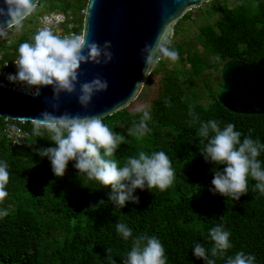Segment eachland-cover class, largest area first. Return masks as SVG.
<instances>
[{
  "label": "trees",
  "instance_id": "16d2710c",
  "mask_svg": "<svg viewBox=\"0 0 264 264\" xmlns=\"http://www.w3.org/2000/svg\"><path fill=\"white\" fill-rule=\"evenodd\" d=\"M86 4L87 0H40L35 13L61 14L81 34V12ZM218 11L220 18L214 24L198 27L193 46L175 41L180 23L190 15L175 24L170 45L179 52V60L161 59L137 98L145 97L150 77L161 76L156 96L148 104L149 133L127 135L141 115L129 112V106L103 119L125 136V144L114 157L121 166L140 151H164L169 156L176 179L165 191L136 189L133 195L139 197V203L129 201L119 208L109 201L111 188L79 176L74 161L69 162L63 177H56L49 159L35 151L55 145L35 137L31 123L22 127L29 135L26 144L12 149L3 135L5 119H0V161H7L10 173L9 196L0 204V209L8 211L0 217V264H111L106 248L111 249L116 264H122L131 249V238L125 241L117 233L120 222L132 229L133 237L147 234L158 238L167 264H205L193 254L197 243L209 250V258L216 264H226L227 257L238 251L254 254L255 264H264V195L253 191L255 181L251 179L249 193L238 201L214 194L210 189L215 165L200 153L204 145L197 135L199 123H190L191 110L200 121L215 119L222 128L232 123L242 133L241 140L250 134L264 144V115L230 113L215 98L225 61L264 68V0H239L231 8L222 4ZM35 32L21 33L13 40L5 37L0 42V64H14L19 44L29 41ZM168 63H174V68L168 69ZM258 159L264 167V152ZM101 200L105 204L100 205ZM218 224L231 233L233 244L223 258L210 256L214 242L209 230Z\"/></svg>",
  "mask_w": 264,
  "mask_h": 264
},
{
  "label": "clouds",
  "instance_id": "9594fccd",
  "mask_svg": "<svg viewBox=\"0 0 264 264\" xmlns=\"http://www.w3.org/2000/svg\"><path fill=\"white\" fill-rule=\"evenodd\" d=\"M38 6L39 0H3L0 6V37H6L11 31L21 32L24 21L38 10ZM87 36L86 33L59 35L49 27L38 29L29 41L19 44L18 56L14 61L17 71L15 74L9 73L6 79L20 85L26 94L33 97L40 95L42 87H52L50 107L54 111L45 110L35 118L21 119L20 122H30L35 137L47 139L55 145L35 149L42 159H49L54 175L63 177L69 162L74 161L79 176L98 182L102 187H110L109 201L123 208L129 201L139 203V197L133 195L136 189L151 192L154 188L167 190L173 186L176 173L164 151H140L137 156L127 157L121 166L114 157L120 146L125 144V136L105 124L103 115H81L67 111L60 115L54 114L60 108L61 94H76L79 105L87 109L96 93L108 89L107 80L99 74L90 81H80L84 75L81 65H107L114 57L111 41L100 45ZM141 55L145 77L150 75L151 69L161 59L177 62L180 57L179 52L161 36L152 44L146 43L141 49ZM7 65L5 61L3 67ZM165 103L170 106L167 100ZM136 112L141 113L140 119L127 129L129 137H143L150 132V106L138 107ZM189 116L192 117L190 123H199L197 135L204 145L200 153L206 162L215 165L212 169L213 188L210 190L214 194L238 201L241 196L249 193L251 179L255 181L253 191L264 195V167L258 159L261 152H264V144L259 139H253L250 134L241 140L242 133L235 130L232 123L222 128L215 119L200 121L191 110ZM221 165L225 166L222 171L218 170ZM8 168L7 161H0V204L9 196ZM99 204L103 205L105 201L101 200ZM7 215L6 209H0V217ZM116 231L125 241L131 238V249L122 264H167L164 245L155 236L142 234L133 237L132 229L123 222L116 224ZM209 236L214 242L210 249L213 258H223L233 247L230 242L231 233L223 225L212 227ZM106 251L107 260L116 264L111 249L106 248ZM193 254L204 260L205 264H216L215 259L209 258V250L199 243L193 248ZM255 260L254 254L238 251L234 256L227 257L226 264H255Z\"/></svg>",
  "mask_w": 264,
  "mask_h": 264
},
{
  "label": "water",
  "instance_id": "95a60500",
  "mask_svg": "<svg viewBox=\"0 0 264 264\" xmlns=\"http://www.w3.org/2000/svg\"><path fill=\"white\" fill-rule=\"evenodd\" d=\"M206 3L209 0H87L81 33L100 45L111 41L114 57L107 65H81L84 75L80 81H90L99 74L107 80L108 89L96 93L87 109L79 105L76 94H61L60 108L54 114L67 111L103 115L104 119L130 106L150 76L143 74L141 49L146 43H154L158 36L170 43L175 24ZM217 88L216 100L230 113L264 115V68L227 60L221 65ZM52 96L51 86L42 87L37 97L0 87V119L16 122L35 118L45 110L53 112Z\"/></svg>",
  "mask_w": 264,
  "mask_h": 264
},
{
  "label": "rangeland",
  "instance_id": "374dc122",
  "mask_svg": "<svg viewBox=\"0 0 264 264\" xmlns=\"http://www.w3.org/2000/svg\"><path fill=\"white\" fill-rule=\"evenodd\" d=\"M238 1L239 0H214L188 12L187 14L190 15V18L180 23L179 35L178 37H176L175 41L187 43L188 45L193 46L194 42L196 43L195 38L198 34V27L205 23L214 24L220 18V12L218 10L222 4H226L231 8L232 6L237 4ZM212 3H215V7H213ZM81 14L83 13L81 12ZM39 15L40 14L35 13V15L29 17L26 21H24V27L21 32L11 31L7 36H9L13 40L16 39L17 36L21 33L33 32V30H35L34 28L36 25L37 17H39ZM4 38L5 37H0V42ZM197 51L200 53L201 48L197 47ZM174 65V63H168L167 68H174ZM160 77V75H153L152 77H150L148 81L149 87L147 89L144 88L145 97L140 100L136 99L135 102L127 108L129 112H135L138 107L148 106L149 102H151L156 96Z\"/></svg>",
  "mask_w": 264,
  "mask_h": 264
},
{
  "label": "built area",
  "instance_id": "2783aa9c",
  "mask_svg": "<svg viewBox=\"0 0 264 264\" xmlns=\"http://www.w3.org/2000/svg\"><path fill=\"white\" fill-rule=\"evenodd\" d=\"M84 13V12H83ZM42 27H49L51 28L55 33L59 35H66L70 33H75L73 31V26L71 23H66L65 18L61 14L57 13H50V14H43L37 18L36 25H35V31ZM65 28L67 29L65 31ZM4 65V62L0 64V68H2ZM17 71L15 64L8 63L7 67H3L0 69V84L3 86H0L5 89H10L13 91H17L22 94H26L20 85L10 83L6 77L9 73L15 74ZM29 95V94H27ZM31 96V95H29ZM6 125L5 129L3 130V135L6 140H8L9 146L12 149L22 147L26 144L27 140L29 139V135L26 131L23 130L24 123H21L20 121H10V120H4ZM14 126V128H13Z\"/></svg>",
  "mask_w": 264,
  "mask_h": 264
}]
</instances>
